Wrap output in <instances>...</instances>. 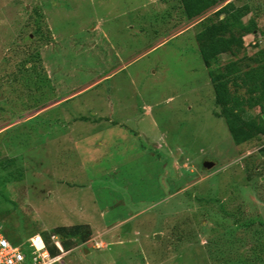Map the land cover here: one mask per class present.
Here are the masks:
<instances>
[{
  "label": "rangeland",
  "instance_id": "obj_1",
  "mask_svg": "<svg viewBox=\"0 0 264 264\" xmlns=\"http://www.w3.org/2000/svg\"><path fill=\"white\" fill-rule=\"evenodd\" d=\"M171 2L0 0V155L14 162L0 167V234L12 246L56 229L71 243L78 227L88 239L57 264H220L206 240L175 235L210 233L228 203L264 223V176L245 180L241 161L258 148L237 153L214 114L198 21L180 22ZM37 49L43 69L23 70Z\"/></svg>",
  "mask_w": 264,
  "mask_h": 264
},
{
  "label": "trees",
  "instance_id": "obj_2",
  "mask_svg": "<svg viewBox=\"0 0 264 264\" xmlns=\"http://www.w3.org/2000/svg\"><path fill=\"white\" fill-rule=\"evenodd\" d=\"M171 1L173 2L168 7L179 15L180 22L189 24L192 21H198L192 26L197 31L194 39L212 86L214 104L217 108L214 114L225 122L237 153L241 152L242 156L246 150L258 148L255 153L241 160L242 167L245 168V180H250L258 174L264 176V158H260V156L264 157V47H260L259 43V38L264 40V30L260 28L258 21L264 14V1L239 0L240 5H237L236 0ZM211 10L215 11L206 15ZM245 18H247L246 21H244ZM33 25L35 34H42L41 30L46 28L43 17L38 12L35 14ZM250 35L253 36V40L249 41L248 46L255 50L251 54L247 53L242 45L243 38ZM24 41L32 40L29 38L26 40L25 37ZM28 52L22 64L23 70L27 71V63H31L30 68L34 70L43 69L42 65L37 67L42 60L41 51L37 49ZM223 55L228 59L221 63L219 59ZM256 109L259 113L251 114L249 118L248 114ZM4 157L0 155L2 170L14 164L12 158L4 159ZM21 178L23 174L19 173L17 179ZM234 178L238 180L239 176L234 175ZM2 180L6 179L3 177ZM203 195L196 193L194 200L202 203L204 207L212 201V197L205 199ZM214 205H217V202ZM229 206L230 203L224 209L225 218H221V221L216 218L217 224L213 221L215 227L212 224L214 228L210 233L204 231L205 227L198 224L193 230L196 235L190 232L184 235L180 232L175 235V238L180 243L194 238L206 240L208 255L214 254L210 257H214L216 260L213 261L218 260L220 264H264V223L250 217L242 220L239 216L236 217V211L229 212V209H226L230 208ZM201 212L202 216L205 214V219H209L208 210L201 209ZM79 229L75 227L67 233L66 238H71V243L58 237H64L62 229L52 230L50 233L41 231L39 235H31L29 239L41 235L46 251L53 258L69 252L71 244L79 245L88 239L89 231L84 232ZM55 238H59L62 248L58 249L53 244ZM36 244V248L40 249L41 242ZM247 244L248 249L240 251V248ZM20 250L25 257L24 263L32 264L34 254L29 241L25 248ZM232 253L234 256H231Z\"/></svg>",
  "mask_w": 264,
  "mask_h": 264
},
{
  "label": "built area",
  "instance_id": "obj_3",
  "mask_svg": "<svg viewBox=\"0 0 264 264\" xmlns=\"http://www.w3.org/2000/svg\"><path fill=\"white\" fill-rule=\"evenodd\" d=\"M37 252V249H36ZM55 259H50L48 254L42 252L33 256L32 264H51ZM0 264H25L24 255L19 248L9 244L0 234Z\"/></svg>",
  "mask_w": 264,
  "mask_h": 264
},
{
  "label": "clouds",
  "instance_id": "obj_4",
  "mask_svg": "<svg viewBox=\"0 0 264 264\" xmlns=\"http://www.w3.org/2000/svg\"><path fill=\"white\" fill-rule=\"evenodd\" d=\"M34 238H39L40 239V241H41V247H40V249H38V248H36L33 244L34 243H32L33 242V239ZM32 244V245H31ZM58 249H60L61 248V246L60 245H58L56 242L55 243H53ZM29 246L33 249V254H34V256L35 255H37V254H40V253H42V252H45V253H47L48 254V252L46 251V249H45V247H44V243H43V241H42V239L39 237V236H33L32 238H30L29 239ZM36 249H37V252H36ZM21 251V250H20ZM68 253V252H67ZM23 254V253H22ZM64 254V255H63ZM65 254L66 253H62L61 255H58V256H56V257H50L49 256V254H48V256H49V258L50 259H55V261L53 262V263H51V264H57V262H59L60 260H61V258H63L64 256H65ZM24 262H25V257H24Z\"/></svg>",
  "mask_w": 264,
  "mask_h": 264
},
{
  "label": "water",
  "instance_id": "obj_5",
  "mask_svg": "<svg viewBox=\"0 0 264 264\" xmlns=\"http://www.w3.org/2000/svg\"><path fill=\"white\" fill-rule=\"evenodd\" d=\"M213 165V163H211V162H205L204 164H203V166L205 167V168H207V169H209L211 166ZM159 235H156L155 237L157 238Z\"/></svg>",
  "mask_w": 264,
  "mask_h": 264
}]
</instances>
